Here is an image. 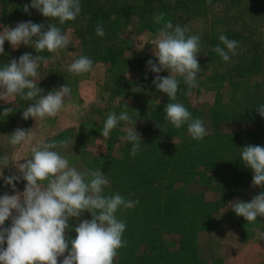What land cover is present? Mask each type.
Returning <instances> with one entry per match:
<instances>
[{
    "label": "trees",
    "instance_id": "obj_1",
    "mask_svg": "<svg viewBox=\"0 0 264 264\" xmlns=\"http://www.w3.org/2000/svg\"><path fill=\"white\" fill-rule=\"evenodd\" d=\"M253 1L260 4L264 0ZM211 2L215 0H80L81 13L74 21L60 25L58 20L52 21L31 7V15L24 13V5L30 6L31 0H0V13L5 14L11 24L16 19L31 20L44 24L46 29L53 22L63 34L76 36L75 53L64 65H61V59L57 63L51 60L56 53L47 50L41 53L47 60V63H41L36 78L37 85L44 91L42 95L66 84L74 91L73 87L90 72L76 76L68 71V67L81 56H87L92 59L93 67L97 63L104 66V86L112 91V95L120 97L124 106L130 103L125 98L137 97L138 94L153 96L158 101L150 107L136 104L123 108L106 99L103 106L96 107L98 116L81 121L76 134L63 129L52 140L57 144L60 140H68L69 151L77 149L85 155L83 158L91 157V160H86L88 169L101 170L109 181L105 195L118 192L127 200L139 201L134 208H121L116 213L118 220L126 221L122 237L126 246L118 250L114 264H203L202 254H206L208 264H221L224 257L232 252H221L216 247L212 251L209 249L211 238L201 240V232L211 235L216 229L232 227L238 233V248L255 241L256 229L264 233V217H257L256 222L248 224L229 205L237 198L252 199L264 191L260 186L252 187L254 173L240 157V149L246 145L264 147V117L256 109L260 106V85L254 78L263 69L260 52L255 42L249 41L251 32L243 34L225 17L212 16L204 30H194L193 20L203 15L208 17ZM162 13L170 14L174 25L186 27V35L200 36L198 55L201 62H198L202 64V71L197 80L199 86L192 91L197 89L198 92L201 86H205L218 92V99L219 96L222 98V92L229 104V114L219 112L214 102L193 104L190 96L185 95L188 88L181 77H177L176 101L168 100L166 94L156 90L153 80L157 74L147 70V62L155 61V55L138 48L128 28H132V21H135L138 32L151 31L156 24L153 16ZM175 17H178L177 21ZM98 24L104 27L106 35L103 38L96 35ZM221 34L238 42L236 54H230L228 62L213 51L217 45L223 47L219 40ZM7 47L5 43V54L0 55V68L24 53L40 55L30 46L19 47L14 52ZM58 52L62 53L63 49ZM66 56L62 53L63 59L66 60ZM159 75L167 77L169 72ZM136 90L138 93L132 94ZM16 98L19 101H0L2 144L9 143V135L15 129L29 130L38 121L22 118L23 110L33 102L21 100L19 96ZM169 102L183 104L193 119L199 118L204 122L208 135L203 141L191 138L187 124L176 129L166 120L164 107ZM8 107L14 108V112L3 117V111ZM125 109L137 121L135 127L141 137L140 153L133 158L129 154L132 145L122 138L118 142L121 148L117 147L120 153L115 154L114 151L102 155L94 152L91 155L88 147L101 135L107 115L113 111L119 114ZM231 120L239 122L242 129L236 131L223 127ZM125 127L124 122H120L110 135L124 137ZM15 175L20 176L21 173ZM15 183L16 190L22 193L27 182L20 179ZM6 192L16 193L0 178V196ZM84 216L83 220L92 218L88 212ZM77 224L75 218L69 220L68 237H76L74 228ZM168 235L176 238L169 240ZM203 241L206 245L201 247Z\"/></svg>",
    "mask_w": 264,
    "mask_h": 264
},
{
    "label": "clouds",
    "instance_id": "obj_2",
    "mask_svg": "<svg viewBox=\"0 0 264 264\" xmlns=\"http://www.w3.org/2000/svg\"><path fill=\"white\" fill-rule=\"evenodd\" d=\"M29 7L52 21L58 20L60 25L74 21L81 13L80 0H31L30 6L25 4L23 7V12L31 15ZM163 19V14L153 16L157 24ZM95 32L101 38L106 35L100 24ZM187 32L188 29L179 24L174 25L171 21L165 23L158 29L155 41L154 53L159 63L157 65L153 60L147 62V70L157 74L153 80L156 90L166 94L170 101L177 98V77L183 78L187 85V96H191L192 89L199 86L197 77L201 68L197 55L201 38L199 35H186ZM219 40L223 47L217 45L213 51L228 62L230 54H236L238 42L223 34ZM5 41L13 49H18L22 44L33 47L40 55L24 53L0 68V100L10 103L8 98L19 96L21 100L33 102L22 112L25 120L55 118L70 96L71 88L66 84L42 95L44 91L37 85L36 78L41 63H47L41 53L45 50L58 53L68 48L69 37L53 22L45 29L44 24L28 20L17 23L14 28L6 26L0 31V55L5 54ZM68 71L76 76L92 72L93 61L81 56L69 65ZM162 71L169 72V75H159ZM256 109L264 117V105ZM13 112L14 108H5L3 117ZM164 112L166 120L174 128L181 129L187 124L188 134L193 140L203 141L208 135L204 122L199 118L193 119L183 104L169 102ZM120 122L126 125L123 139L132 145L129 154L134 158L141 151V137L135 127L137 121L126 109L119 114L113 111L107 115L101 135L104 139L109 138ZM9 137L10 145L16 147L32 139V133L31 130L17 128ZM59 144L67 147L69 141L62 140ZM57 147L55 141L38 143L31 147V158L18 166L16 161L9 160L7 154L0 157V166L17 167L21 173L20 176L13 174L4 177L5 185H11L16 194L6 192L0 196V264H58L59 257H64L60 264H114L118 250L126 246V241L122 239L126 221L118 220L116 213L121 208H134L139 201L127 200L118 192L105 195V186L109 181L103 172L94 169L78 171L55 150ZM240 150L242 162L254 173L252 187L264 189V147L249 144ZM20 179L27 182L22 193L16 190L15 182ZM229 205L248 224L254 223L257 217H264V191L253 196L250 202L237 198ZM85 212L91 213V220L80 221ZM9 218L11 226L5 227ZM71 218L79 221L74 228V239L67 236ZM261 236L264 238V233ZM66 252L68 254L65 256Z\"/></svg>",
    "mask_w": 264,
    "mask_h": 264
},
{
    "label": "rangeland",
    "instance_id": "obj_3",
    "mask_svg": "<svg viewBox=\"0 0 264 264\" xmlns=\"http://www.w3.org/2000/svg\"><path fill=\"white\" fill-rule=\"evenodd\" d=\"M210 10H209V16H201L198 18H195L193 20L194 24V30L201 29L204 30L206 26L209 25L210 20L212 16H221L228 19V22L230 24H233L234 27H236L238 30H241L243 34L249 35L251 32V35L249 37L250 42H255L256 47L258 48L260 52V58L261 63L263 66V69L261 71L260 75L254 76L255 79L258 80V83L260 85L259 87V98L260 99V105H264V1H262L260 4L254 3L253 0H215V2H211L209 4ZM226 12H232L230 14H226ZM164 16V19L159 23L155 24L153 29L151 31H144V32H138L137 22L132 21V28H128V30L131 29V38H134L135 45L138 48H141L143 50L149 51L151 53H154L155 49V41L158 36V29L163 27V25L169 21H173L170 14L162 13ZM230 15V16H229ZM176 21L178 17H175ZM22 19H16L14 24H11L7 20V16L3 13H0V31L3 30L4 27H11L14 28L17 23L22 22ZM131 27V26H130ZM70 45L68 48L63 49V55L67 54L66 60L62 58V53L58 52L55 55H52L51 57L52 61L57 63L60 59L62 60L61 65L66 64V62L73 56L75 53V42H76V36L70 35L69 36ZM78 41V39H77ZM7 48L11 49V52L16 51L17 49H13L8 41H5ZM25 45H21L20 47H23ZM197 59L200 61V56L197 55ZM155 62L158 65V60L155 56ZM200 68L202 71V64L200 63ZM198 73L197 80L200 78L201 75ZM166 72V71H162ZM104 73L105 68L101 63H97L95 67H93V71L88 74V77L83 78L73 87V90H71V94L69 97L66 98L64 107L62 110L58 113V115L55 118H45L43 120H38L34 126L29 129L32 133V139H30L28 142L13 147L10 145V143H1L0 142V157L7 154L10 161H16V166H18L19 163H24L26 159L31 158V147L38 144V143H50L53 140V137L61 130L66 129L67 131H71L72 134H76L78 132V125L86 118L92 119L96 118L98 116V111L96 107L103 106L105 104L106 99H111L113 101V104H115L117 107L122 106L123 108H127L124 106L121 102V98L118 96L112 95V91L108 88H106L104 85ZM253 82V81H251ZM256 83V82H254ZM133 84V83H132ZM250 87H252L251 83H248ZM256 89V87H254ZM253 88V89H254ZM135 89V88H134ZM201 90L197 92V89L192 91V95L190 96V101L193 104L200 103V102H209V103H215L217 106V110L224 114H229L230 108L229 104L227 103L226 98H224L223 93L221 92L222 98L219 96H216L217 93L213 90L207 89L205 86L200 87ZM137 90L132 92V94H135ZM138 93V92H137ZM137 95V94H136ZM153 97V96H152ZM151 96L145 95L142 96L140 94L135 96H129L125 98L130 103L126 104L129 106L134 107L136 104L142 105L144 107H150L153 106L157 101V99L152 98ZM10 100H16L19 101L18 98H8ZM3 101V100H0ZM131 104V105H130ZM223 127H226L228 130H236L239 131L242 129V127L239 125V122L237 123L236 120H231L226 125L224 124ZM28 130V128L26 129ZM123 137L120 135V137H114L109 136V138L104 139L102 135L97 136L93 140V143L89 145L88 149L91 151V155H93L94 152L97 154L107 155L111 154L115 151L116 153H120V140ZM62 141V140H60ZM59 141V142H60ZM116 142V143H114ZM115 144L117 145L116 147ZM69 145V144H68ZM67 147L58 144V147L55 149L58 151L62 156L67 158L69 160V165L71 167H75L80 172H85L88 170L86 160H91V157L86 156V158H83L85 155H82L79 150H71L69 151ZM117 149V147H119ZM93 161V160H92ZM19 173V169L17 167H11V168H3L0 166V175L3 174V176H0V178L7 177L9 175L17 174ZM110 175V174H109ZM108 175V176H109ZM16 194V193H15ZM15 194H9V195H15ZM213 194V193H211ZM244 202H250L251 199H244L242 200ZM15 214V212L13 213ZM85 218L84 214L79 218L80 221H82ZM76 223L79 221L77 218H75ZM11 226V218L5 222V227ZM255 235L257 240L255 241H249L246 245L251 247L250 252L248 253V256L236 258L235 261L231 264H253V262L256 260L257 262H261V264H264V238L260 237L261 232L260 230H255ZM238 233L234 230H232V227H228L224 230H214L211 232V235L208 234V232H201L200 238L201 240H204L206 238H211L209 249L214 250V248H218L221 250V252H227L231 251L227 257H224L221 264H227L226 262L229 261L231 258L235 257L240 251H244L242 249L243 247H237L238 243L236 240ZM260 237V238H259ZM174 235H168L169 240H174ZM246 240V238H245ZM201 247H204L205 241L202 242ZM7 245H4L6 247ZM258 248V253H256V249ZM246 253V252H245ZM254 253V254H253ZM68 254V252L65 253V256ZM243 254V253H241ZM240 254V255H241ZM255 255V259H254ZM258 256H260L258 260ZM202 262L203 264H208L209 260L206 256V254H202ZM64 257L58 258V264H60V261L63 260ZM257 258V259H256ZM245 261L240 262L238 261ZM248 261V262H246ZM229 264V262H228Z\"/></svg>",
    "mask_w": 264,
    "mask_h": 264
},
{
    "label": "crops",
    "instance_id": "obj_4",
    "mask_svg": "<svg viewBox=\"0 0 264 264\" xmlns=\"http://www.w3.org/2000/svg\"><path fill=\"white\" fill-rule=\"evenodd\" d=\"M242 249H244V251L242 250V251H240L235 257H233V258H231L229 261H227L226 263L228 264V262H229V264H231V263H233L234 261H235V259L236 258H241V257H245V256H248L249 254L248 253H251L250 252V250H251V247H249L248 245H244L243 246V248ZM257 251H256V253H258V248H255ZM246 252V253H245ZM241 253H243V254H241ZM241 254V255H240ZM254 254V253H253ZM259 258H260V256H258V260H259ZM254 259H255V255H254ZM257 259V258H256ZM240 262H245V261H243V260H239L238 261V263H240ZM246 262H248V261H246ZM249 263V262H248ZM254 263H256V260L253 262V264ZM257 264H261V262H257Z\"/></svg>",
    "mask_w": 264,
    "mask_h": 264
}]
</instances>
